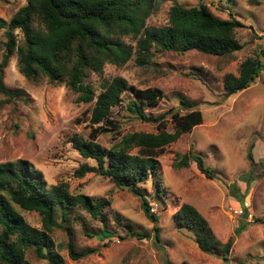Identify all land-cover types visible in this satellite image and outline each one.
<instances>
[{"label": "rangeland", "instance_id": "obj_1", "mask_svg": "<svg viewBox=\"0 0 264 264\" xmlns=\"http://www.w3.org/2000/svg\"><path fill=\"white\" fill-rule=\"evenodd\" d=\"M174 1L186 6L203 2L224 19L231 13L240 21L235 36L242 49L223 56L195 50L177 53L154 49L145 67L132 58L122 66L105 64L101 77L94 72L87 77L97 92L102 78L115 76L124 77L128 86L135 89L159 88L163 97L158 104L143 106L142 110L154 117L164 113L169 132L174 131L171 114L187 111L180 109V99L194 102L191 109L202 113L199 125L181 134L158 155L157 177H149L140 184L150 202V211L158 216L156 222L143 212L139 196L116 186L110 178L95 172L76 176L81 164L95 165L93 159L82 157L71 142L73 135L89 138L93 103L77 101V93L63 84H51L45 78L26 79L18 70L15 54L3 69L5 86L20 90L21 97L2 101L0 94V163L28 160L43 173L47 188L62 182L73 195L81 193L104 200L109 237L100 233L103 223L82 207L74 208L65 222L76 249L89 247L98 252L71 260L66 229L53 228L54 247L65 264H166V260L170 264H264V68L247 88L237 93L228 95L223 88L224 76H237L246 57L263 59L264 0H160L147 25H164ZM25 3L0 0V18L8 21ZM15 33L21 40L20 33ZM4 41L0 29V56ZM131 99H135L134 90L128 88L122 93L120 104L111 109L110 118L119 127L98 135L97 141L105 148L128 132L157 131L155 122L142 121L125 108ZM249 151L254 162L248 158ZM188 153L201 155L204 164L214 169L217 176L207 178L192 160L175 168L176 156ZM245 173L253 181L247 188L243 208L232 193L241 195L246 191V184L241 181ZM156 181L162 185L158 193L162 194L161 199L157 196ZM231 183L236 186L230 189ZM183 203L193 205L206 218L221 242L233 237L228 261L204 253L191 230L175 226L171 216ZM19 212L30 225L41 227L38 213ZM118 219L122 224L128 222L140 236L128 235ZM155 228L159 229V240L155 239ZM27 259L33 264L45 262L31 250Z\"/></svg>", "mask_w": 264, "mask_h": 264}, {"label": "trees", "instance_id": "obj_2", "mask_svg": "<svg viewBox=\"0 0 264 264\" xmlns=\"http://www.w3.org/2000/svg\"><path fill=\"white\" fill-rule=\"evenodd\" d=\"M25 1L8 21L0 18V29L5 36L0 56L2 101L21 97L20 90H11L3 82V69L15 54L18 70L26 79L45 78L51 84H63L77 93V101L93 103L89 138L73 135L71 142L82 157L93 159L95 165L81 164L75 171L76 176L95 172L110 178L116 186L139 196L143 212L156 222L158 216L150 211V202L140 184L149 177H157L158 155L181 134L199 125L202 113L191 109L194 102L180 99V109L187 111L171 114L174 131L169 132L164 113L154 117L142 110L143 106L158 104L163 97L159 88L135 89L128 86L124 77L115 76L102 78L97 92L87 77L91 72L101 77L105 64L122 66L132 58L136 64L145 67L151 61L154 49L177 53L195 50L216 56L233 53L242 49L235 36L240 21L231 13L227 19L216 16L203 2L186 6L174 1L167 11L166 23L149 26L146 21L157 11L160 0ZM15 31L20 33L21 40L17 39ZM262 57H246L239 65L237 76L227 73L223 79L225 93L230 95L247 88L264 68V53ZM128 88L134 90L135 99L128 101L125 108L142 121L155 122L157 131L128 132L110 148H105L97 137L119 127L110 118L111 109L120 104L122 93ZM134 148L136 152L132 153ZM247 155L254 162L250 151ZM189 160L194 161L207 178L217 176L214 169L204 164L202 156L195 153L177 155L173 166H186ZM241 181L246 184V191L241 195L232 193V196L243 207L253 179L245 173L241 175ZM228 186L231 189L236 185ZM155 188L161 199L159 181L155 182ZM76 207H82L98 218L103 223L101 235L110 236L111 232L106 229L107 215L103 213L104 200L81 193L73 195L62 182L47 188L43 173L28 160L0 163V263L33 264L27 259L31 250L37 259L45 261L40 264H65L63 256L54 247L51 232L54 227L66 229L65 222ZM20 210L38 213L41 227L30 225ZM171 217L177 228L193 232L201 251L229 260L233 237L221 242L193 205L181 204ZM117 223L128 235L140 236L128 222L122 224L118 219ZM66 234L67 254L71 260L98 252L89 247L76 249L72 232L66 229ZM155 239L159 240L158 228H155ZM165 263L170 264L167 260Z\"/></svg>", "mask_w": 264, "mask_h": 264}]
</instances>
